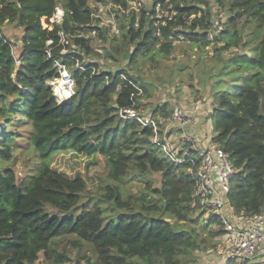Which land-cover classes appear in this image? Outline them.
Instances as JSON below:
<instances>
[{
  "label": "trees",
  "instance_id": "obj_1",
  "mask_svg": "<svg viewBox=\"0 0 264 264\" xmlns=\"http://www.w3.org/2000/svg\"><path fill=\"white\" fill-rule=\"evenodd\" d=\"M128 1L93 0L111 4L116 18ZM214 1L227 15L224 29L212 38L208 0H172L171 19L156 17L153 7L130 11L118 26L120 44L112 42L105 53L123 55L132 46L130 63L140 56L169 55L178 35L201 49L212 46L215 68L220 65L206 75L212 141L237 170L229 182L228 204L251 217L264 206V0ZM89 2L0 0V29L7 22L22 29L17 58L0 31V264H39L40 254L45 262L62 264L67 254L51 242L67 235L77 238V247L90 245L94 264H187L194 252L218 245L223 234L218 217L204 219L192 206L200 159L189 148L184 162H173L153 142L152 125L138 119L147 92L135 76L99 70L62 42L60 32L91 52L79 33L80 27L97 29L91 26ZM58 5L62 21L51 23ZM238 47L248 54L222 55ZM58 64L70 70L73 81L65 105L48 83L59 79ZM171 110L154 105L152 114L168 118ZM14 148L32 149L38 159L34 172L20 179L10 164L2 165L14 159ZM60 151L98 157L107 179L88 192L82 177L68 178L48 166L50 156ZM152 174H159L158 186L148 178ZM132 180L143 185L135 193L124 188ZM209 226L215 228L203 235ZM226 264L245 263L229 259Z\"/></svg>",
  "mask_w": 264,
  "mask_h": 264
},
{
  "label": "rangeland",
  "instance_id": "obj_2",
  "mask_svg": "<svg viewBox=\"0 0 264 264\" xmlns=\"http://www.w3.org/2000/svg\"><path fill=\"white\" fill-rule=\"evenodd\" d=\"M208 1V9L212 13L211 21L223 23L226 20V12L221 10L214 0ZM195 3L203 6L200 2L195 1ZM89 6L93 10L94 20L91 26L97 27L96 34H91L92 27H80L79 33L88 40L91 52L86 54L83 50L75 47L65 36L63 37V43L72 44V47L82 55L84 62L96 64L99 70L111 72L124 70L127 74L135 76L146 88L147 94H149L148 97L145 96L147 94H143L141 98V102L144 104L142 108V120L154 119L152 114V107L154 105L161 106L167 104L170 109L173 105L177 104L183 109H189L195 101H200L203 104L201 122L204 126L202 131L197 135V138L200 140L204 136L213 134L212 118L210 116L212 109L211 84L206 79V75L211 70L212 73L216 72L220 65L215 68L216 56L213 53L212 46L210 45L201 49L183 37H177L173 40L174 49L169 55L159 56L155 54L152 57L140 56L135 62L130 63L129 54L131 53L132 46H129V49L123 55L109 57L106 55L105 50L109 49L113 43L118 42L120 44L121 39L118 26L123 18H129L131 12L124 10L125 12H119V18H116V12L112 9L111 4L95 3L93 0H90ZM57 7L62 8L61 5ZM150 8V5L144 6V9ZM42 24L44 26L46 25L45 22ZM0 31L11 42L12 53L15 57L18 56V51L21 46L22 29L15 22H7L1 26ZM242 52L248 54L246 50L238 47L223 51L222 55L227 57ZM217 63H220L218 59ZM65 70L67 74H70L68 68L65 67ZM62 73L59 78L62 77ZM51 81L48 82L49 85ZM51 88L56 96L59 97L60 94H57L58 86L55 85V90L52 86ZM56 100L59 101L57 97ZM175 131L173 127H169V133L173 135ZM175 136L177 135L175 134ZM13 154L14 159L2 163V165L10 164L19 179L27 174V172H34L38 159L32 149L14 148ZM48 166L68 178H74L76 176L82 177L86 183L87 191L92 193L107 179V168L94 155L84 156L72 151L54 152L48 160ZM148 178L153 181V186L159 185V174H152ZM142 186V183L132 180L128 181L124 188L135 193ZM168 219H172V217ZM207 228L202 230L203 235L207 234L208 230L215 228V226H209ZM74 240H77V238L73 235L52 240V248H56L58 251L67 254L68 261L62 264H75L76 262H79V264H94L95 255L90 245L81 242V246L77 247L73 244ZM218 240V245L216 244L215 246L194 252L190 256L193 258V261L187 264H220L221 258L218 253V248L222 242L220 239ZM37 262L39 264H52L45 262L41 254Z\"/></svg>",
  "mask_w": 264,
  "mask_h": 264
},
{
  "label": "built area",
  "instance_id": "obj_3",
  "mask_svg": "<svg viewBox=\"0 0 264 264\" xmlns=\"http://www.w3.org/2000/svg\"><path fill=\"white\" fill-rule=\"evenodd\" d=\"M146 5L154 8L155 16L158 18L162 16L167 19L172 18V0H129L127 10L138 13ZM62 18V8L56 7L49 21L60 23ZM223 29V23L212 22L208 32L209 38L220 33ZM91 34H96L95 28H91ZM156 34L159 35L158 32ZM60 35L63 42L64 35L62 32ZM177 37L181 38L182 36L178 35ZM58 67L60 74L63 71L62 74L73 85L71 76L66 73L65 67L60 64ZM202 105L200 101H195L189 109H183L175 104L172 106L168 118H150L144 121L138 119L144 124L152 125L153 142L159 145L164 154L173 162H184L189 155V148L197 153L200 160L194 174L198 185L195 191L196 199L192 206H196L197 210L203 214L204 219L212 214L220 220L223 229L222 244L218 248L220 264H226L229 259L238 263L256 264L262 262L264 261V206L260 213L251 217L242 213L237 214L227 201L229 182L237 171L228 153L212 141L213 134L198 140L194 132L186 131L189 126L198 121ZM131 115L133 114L131 113ZM169 127L180 131L178 140L171 136ZM186 144H190V146Z\"/></svg>",
  "mask_w": 264,
  "mask_h": 264
},
{
  "label": "bare ground",
  "instance_id": "obj_4",
  "mask_svg": "<svg viewBox=\"0 0 264 264\" xmlns=\"http://www.w3.org/2000/svg\"><path fill=\"white\" fill-rule=\"evenodd\" d=\"M50 83L53 86L54 90H55V85L58 86L57 89L59 92L57 91V94H60V95L59 97L58 96L56 97L58 98L59 102H62V103L67 102L72 93V84L69 81V79L66 76L62 75L61 78L53 80Z\"/></svg>",
  "mask_w": 264,
  "mask_h": 264
},
{
  "label": "crops",
  "instance_id": "obj_5",
  "mask_svg": "<svg viewBox=\"0 0 264 264\" xmlns=\"http://www.w3.org/2000/svg\"><path fill=\"white\" fill-rule=\"evenodd\" d=\"M203 111V108L201 109V111H200V116L198 117V121L195 123V124H193V125H191V126H189L186 130H187V132H194L195 134H196V136L202 131V129H203V124H202V122H201V112ZM171 134V133H170ZM175 134L177 135V136H175ZM171 136L172 137H174V139H176V140H178L179 138H180V131H175V133L172 135L171 134ZM198 137V136H197ZM202 138V137H201ZM218 239H222V235L221 236H219L218 237Z\"/></svg>",
  "mask_w": 264,
  "mask_h": 264
},
{
  "label": "water",
  "instance_id": "obj_6",
  "mask_svg": "<svg viewBox=\"0 0 264 264\" xmlns=\"http://www.w3.org/2000/svg\"><path fill=\"white\" fill-rule=\"evenodd\" d=\"M72 94H73V92H72ZM72 94H71V95H72ZM54 95H55V93H54ZM71 95H70V97H71ZM55 96H56V95H55ZM70 97H69V98H70ZM58 103H59L60 105H65V104H66V102H64V103H62V102H58ZM245 264H250V263H245Z\"/></svg>",
  "mask_w": 264,
  "mask_h": 264
}]
</instances>
